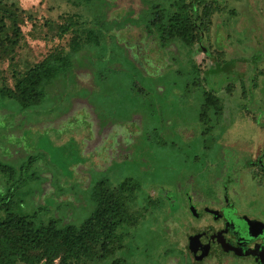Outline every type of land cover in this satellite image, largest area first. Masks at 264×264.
Segmentation results:
<instances>
[{
	"label": "rangeland",
	"instance_id": "374dc122",
	"mask_svg": "<svg viewBox=\"0 0 264 264\" xmlns=\"http://www.w3.org/2000/svg\"><path fill=\"white\" fill-rule=\"evenodd\" d=\"M142 1L0 0L2 11L17 17L21 32L18 45L10 53L0 50V87L12 88L15 73H24L52 52L68 51L71 35L59 37V28L68 18L74 15L90 18L101 11L109 19H119L125 12H137ZM202 1L195 4L198 12L203 3H210L211 15L195 52L176 42L175 49L162 50L156 42L142 39L138 29L130 26L119 31L117 39L112 41L113 45L117 41L125 46L143 69L142 77L136 76V80L145 87V104L140 102L145 108V136L140 137V128L131 124H113V118L129 116L118 110L116 100L110 106L105 104L101 108L102 117H97L95 106L91 104L92 111L81 100L82 93L89 92L81 88L84 83L81 87L72 82L62 88L55 86L53 91L60 92L30 112H22L18 107L3 111L0 105V164L16 171L17 197L29 199L36 209L45 207L44 199L50 197L55 207H65V215H61L63 223L72 221V215L78 222L85 214L80 206L85 204L87 195L83 191L88 187L89 175L95 172L92 175H97V179L103 178L101 172L107 168L105 176H112L118 170L124 174L118 166L124 157L145 160V170L127 165V174L150 173L146 181L153 183L149 187L150 196L161 197L167 193L157 186L170 188L171 183H183L186 180L183 174L193 176L188 179L192 186L201 184L208 190L202 183L220 170L219 157L231 158L234 153L244 152L245 142L252 139L257 149L264 148V126L257 132L249 121L258 118L254 110L258 107L263 108L261 120L264 119V0ZM254 22L256 26L252 27ZM243 25L247 28L244 31ZM257 54H261L259 59H255ZM194 66L197 69L192 70ZM160 71L162 75L156 80L154 75ZM157 85L161 87L159 94ZM204 92L220 100L225 120L218 117L215 124L208 112L209 121L199 122ZM90 99L98 102L99 96L91 95ZM98 123L99 127L111 123L113 126L99 129ZM226 139L235 144H232L234 149L226 147ZM240 143L244 144L239 146ZM242 154L240 162L248 153ZM178 172L182 176L175 178ZM142 193L141 198L145 197V185ZM245 194L240 200L243 212L264 216V188H249ZM53 211L60 215L56 209ZM175 216L172 222L159 216L140 221L135 230V255L145 252L153 257V251L172 249L175 255L166 264H195L188 238L194 230L205 229L209 223L199 220L192 229L187 220ZM164 261L162 258L157 264Z\"/></svg>",
	"mask_w": 264,
	"mask_h": 264
},
{
	"label": "trees",
	"instance_id": "16d2710c",
	"mask_svg": "<svg viewBox=\"0 0 264 264\" xmlns=\"http://www.w3.org/2000/svg\"><path fill=\"white\" fill-rule=\"evenodd\" d=\"M199 1L203 2L143 0L137 12H125L119 19H109L101 11L90 18L80 15L68 18L59 28V37L71 35L68 51H54L24 73H15L12 88L0 87L2 110L18 107L22 112H30L60 92L58 89L53 91L55 86L62 88L71 82L79 86L84 83L85 86L80 87L89 92L82 93L81 100L90 107L91 104L95 106L97 117H102L101 108L105 104L110 106L116 100L118 110L129 116L113 118V124H131L140 128V137L145 136V108L140 106V102L145 104V87L136 80V76L142 77L143 69L125 46L117 41L113 45L112 41L117 39L119 31L130 26L138 29L142 39L146 37L150 42H156L162 50L175 49L176 42L189 52H195L211 15L210 3H203L198 12L195 4ZM20 37L17 17L0 8L1 52L10 53ZM193 69L197 68L194 66ZM82 71L83 74L77 75ZM161 72L154 75L156 80L161 77ZM49 88L52 91L48 92ZM158 88L159 94L161 87ZM95 94L99 96L98 102L90 99ZM202 101L199 122L209 121V112L216 124L215 120L223 110L220 100L210 92H204ZM91 109L93 111V107ZM108 119L111 117L107 116ZM113 124L99 127L98 123V128L106 129ZM118 163L119 169L124 170L122 175L118 170L112 176H105L108 168L101 172L103 178L97 179V175H92L95 172L89 175L88 187L83 191L87 195L85 204L80 206L85 210L84 217L75 222L72 215V221L67 223H63L61 216L65 215V207H55V201L50 197L44 199L45 207L37 209L31 206L29 199L17 197L14 194L18 184L15 182L16 171L0 164V264H157L162 258L166 264L169 257L175 255L172 249L153 251V257L145 252L135 255V230L144 218L147 222L159 216L172 222L174 212L162 197L150 196L149 187L153 183H146L150 173L127 174V165H131V169L145 170V160L131 156ZM181 173L174 177L182 176ZM143 185L145 197L141 198ZM54 209L60 215L57 216Z\"/></svg>",
	"mask_w": 264,
	"mask_h": 264
},
{
	"label": "flooded vegetation",
	"instance_id": "af4514ba",
	"mask_svg": "<svg viewBox=\"0 0 264 264\" xmlns=\"http://www.w3.org/2000/svg\"><path fill=\"white\" fill-rule=\"evenodd\" d=\"M255 26L256 22L252 27ZM241 28L242 31L247 29L244 25ZM258 55L261 54H257L255 59L260 58ZM258 108L254 109L258 118L249 120L257 132L264 126V119L261 120L263 108ZM223 112L224 109L220 117L225 120ZM225 141L226 147L234 149L232 141ZM241 143L239 146L244 144ZM255 148L254 139L245 142L243 149L248 154L242 162L243 151H238L240 156L234 153L231 158L217 157L222 163L220 170L202 183L208 190H204L201 184L192 186L188 179L193 176H187L183 183L177 182L170 188L157 186L167 193L161 197L175 212L173 215L187 220L192 229L199 220L209 223L205 229L194 230L188 238V249L195 264H264V216L258 212L244 213L240 202L243 196L246 197L245 190L264 188V148ZM226 169L229 173H225ZM197 236L199 238L191 245L190 239Z\"/></svg>",
	"mask_w": 264,
	"mask_h": 264
},
{
	"label": "water",
	"instance_id": "95a60500",
	"mask_svg": "<svg viewBox=\"0 0 264 264\" xmlns=\"http://www.w3.org/2000/svg\"><path fill=\"white\" fill-rule=\"evenodd\" d=\"M198 238H199V236L191 238V239H190L191 245H192V244L194 243V241H195L196 239H198Z\"/></svg>",
	"mask_w": 264,
	"mask_h": 264
}]
</instances>
